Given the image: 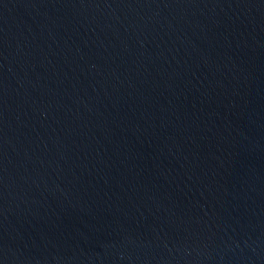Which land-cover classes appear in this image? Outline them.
Returning a JSON list of instances; mask_svg holds the SVG:
<instances>
[{
	"label": "water",
	"instance_id": "water-1",
	"mask_svg": "<svg viewBox=\"0 0 264 264\" xmlns=\"http://www.w3.org/2000/svg\"><path fill=\"white\" fill-rule=\"evenodd\" d=\"M0 264H264V0H0Z\"/></svg>",
	"mask_w": 264,
	"mask_h": 264
}]
</instances>
